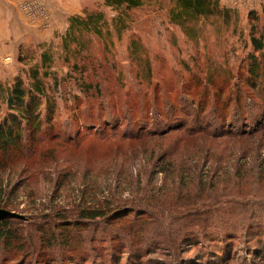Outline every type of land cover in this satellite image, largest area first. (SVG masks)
I'll list each match as a JSON object with an SVG mask.
<instances>
[{
  "label": "trees",
  "instance_id": "1",
  "mask_svg": "<svg viewBox=\"0 0 264 264\" xmlns=\"http://www.w3.org/2000/svg\"><path fill=\"white\" fill-rule=\"evenodd\" d=\"M160 1L163 0H103L104 8L115 12L111 19L101 10L87 12L83 16L73 15L69 18L67 32L55 36V40H59L57 46L53 41L37 46L36 50H21L17 59L19 69L21 68L20 73L8 79L6 77L10 75H3L0 78V162L5 163L7 159L14 158L29 161L37 156H44L42 146L47 136L52 142L72 143L79 141L78 135L86 130L107 137L111 134L109 132H114L121 126V117L118 115L105 117L99 111L93 119H90V123L80 121L82 119L80 115H85L83 110L79 109V105L83 104L81 95L86 97L93 91H96V94L101 93L99 83H94L87 75L89 67L85 59L91 50L92 38L105 43L112 41L114 36L121 39L131 27V11ZM166 1L171 4L170 24L181 28L192 41H199L200 32L210 19L227 29L234 26L236 33L240 31V39L245 37L246 30L243 28L239 30L242 21L238 11L221 7L220 0ZM263 19L264 14L261 17L257 11H250L248 14L249 31L243 46L246 51L243 61L245 67L243 84L250 86L254 92L248 93L243 100L239 95L234 98L231 110L233 117H229L226 121L213 118L215 112L212 108L208 109L209 103L206 98L205 100L200 98L196 105L192 100L171 104L164 95H159L157 99H163L161 104H157L154 108L151 106L152 109L137 110L136 129H133L132 134L129 133L131 138L127 137L133 141L146 139V144L151 143V154L155 158L149 173L146 171L142 175L150 177L151 180L158 175H164L168 181L177 177L180 181L179 187L170 188L172 183L178 185L176 180L173 182L171 180L168 189L162 186L153 187L145 192L142 198L132 200L131 203H124L126 201L118 199L113 205L111 200L105 199L98 205L81 208L79 214H74L73 218L60 216L58 221L62 224L43 226L39 229L38 232L43 236L38 237L37 244L33 243L30 234L28 236L23 228L16 226L19 223L14 219L0 218V264L25 263L34 255L37 257L33 261L37 264H57L59 261H62V264H144L148 250L145 253L142 250L151 237L145 234L151 231L147 227L134 233L132 236L134 240H131L132 243L127 246L128 249L120 256V260L117 261V257L112 253L113 255L109 254V256L101 254L97 257L101 261L93 262L92 257L87 258L89 250L81 234L63 232L62 226L81 231L79 229L82 223L88 222L89 226L97 229L104 223L109 224L110 220L111 223H117L121 217L155 215L154 213H158L161 209L170 214L172 210L178 208L181 210L179 216L183 215L182 210L187 215L178 217L177 221L181 224L177 225L182 229L196 224L197 219H192L203 208L210 207L213 212H219L226 217L229 214L227 212L237 216L240 211L247 217V226L239 229L245 233L241 236V244H244V248L237 249L234 243L238 239L234 231L236 220L230 217L229 220H223L225 217H218L214 220L213 230L200 244L203 248V256L196 264H264V220H262V228L259 224H254L264 217V214H257L256 211L249 209L256 202L264 206V192L253 187L264 182V108H262L264 107V23L261 25ZM137 45L132 42V50L133 46H136V52H140V46ZM190 94L192 95V92ZM59 99L74 103L73 109L69 111L70 118L63 121L62 128L58 120ZM225 109L226 107L221 111L225 113ZM152 110H157L159 119H155L154 116L150 118ZM71 120L74 129L66 131ZM92 121L99 123L96 129L92 128L94 125ZM220 123L224 124L220 126ZM80 124H83L82 127ZM223 138L246 139L247 142L245 147L232 150L229 156L231 163L226 171L216 162L208 163L212 149L205 143ZM157 147L162 150L157 152ZM199 155L206 156L203 163ZM137 157L138 154L135 152L130 156L131 162ZM52 162L59 164L60 160L54 157ZM44 166L45 163L40 162L38 169L43 172ZM23 169L25 170V167ZM222 171L225 174H220ZM122 174L124 172L120 169L115 183L117 189L125 190L126 186L124 184L122 187L121 182ZM138 175H141V171ZM245 178L251 179L252 185L249 188L253 190L242 184ZM187 179L189 186H183ZM2 180L0 176V210L14 211L8 200L12 197L7 194L10 186H4ZM225 181L233 183L226 184L219 194L218 191ZM196 182L201 184L199 191L194 190V184L197 186ZM209 183L212 185H208ZM236 184L243 187L236 189L238 188ZM18 189L19 187L14 186L11 194H16ZM170 191L178 193L177 201L175 195L171 196ZM94 198L97 201V197ZM222 198L232 200L226 202L233 206L228 208L230 211L226 212L224 208H220L218 203ZM235 207H238V210L234 209ZM126 210L129 212L125 215ZM142 210L145 212L138 213ZM187 217L191 218L189 222L184 223ZM175 221L176 219L172 222L176 223ZM164 225L163 221L158 224L159 237L162 239L158 240V243L172 249L179 241L181 244L195 241L185 235L174 240L173 234L166 232ZM141 226L144 227L142 224ZM135 228L136 226H130L131 232ZM38 244L40 249L37 252ZM195 245H197L196 249H199V242ZM52 248L62 250L58 251L60 253L58 255L44 257V254H49ZM64 249L73 250V253L69 251L63 257ZM21 252L23 254L19 257ZM54 256H58V260L55 261ZM52 261L54 262L51 263Z\"/></svg>",
  "mask_w": 264,
  "mask_h": 264
},
{
  "label": "rangeland",
  "instance_id": "2",
  "mask_svg": "<svg viewBox=\"0 0 264 264\" xmlns=\"http://www.w3.org/2000/svg\"><path fill=\"white\" fill-rule=\"evenodd\" d=\"M43 1L25 0L18 4L17 9L24 20L33 25L34 28L41 32H53L55 29L54 17L48 4ZM71 1L73 2V0ZM77 2L81 3V11L78 15L83 16L85 13L95 10L103 11L109 19L115 15V12L104 8L103 0H77ZM31 3L36 4L35 16H32L35 17L34 21L23 11L24 7ZM220 5L223 8L238 11L242 21L239 30L241 28L246 30L244 39H240V31L236 33L234 26L227 29L210 19L200 32L199 41H192L181 28L170 24L171 4L166 0L131 11V27L122 35L121 39L114 36L112 41L105 43L97 38H92L91 50L85 59L89 67L87 75L94 83H99L101 93L96 94V91H93L89 96L81 95L83 104L79 105V109L83 110L85 115H80L82 117L80 121L90 123V119H93L99 111L105 117L110 115L121 117V126L114 132H109L111 134H108L107 137L86 130L83 134L78 135L79 141L72 143L52 142L47 136L42 146L44 156H37L29 161L14 158L7 159L5 163L0 162V176L4 186H10L7 189V194L12 197L8 200L14 210L9 211V214L8 212L2 213L0 216L14 219L16 223H19L16 226L23 228L24 233H27L28 236L31 235L33 243L37 244L38 237L43 236L38 232L39 229L43 226L62 224L58 221L60 216L73 218L74 214H79L81 208L98 205L105 199L111 200L113 205L117 203L118 199L126 201L124 203H131L132 200L142 198L145 192L157 186L168 189L172 178L168 181L164 175H158L151 180L150 177L142 175L146 171L149 173L155 158L151 154V143L146 144V139L143 141L130 140L131 132L138 121L137 110L140 108L152 109L151 106L154 108L157 104H161L163 99H157L159 95H164L165 99L171 101V104L192 100L196 105L200 98L202 100L206 98L209 103L208 109L212 108L215 112L212 111L214 113L212 117L226 121L229 117H233L231 110L234 98L239 95L243 100L248 93L254 92L250 86L243 84V75L245 74L243 61L246 52L243 46L249 31L248 14L250 11H257L263 17L264 0L244 1L239 6L233 4L232 0L231 3L228 0H220ZM62 16L66 20L65 12L62 13ZM263 23L264 19L261 21V25ZM65 33L56 31L52 33V38L49 41L40 40L38 42L36 40L32 45L21 46L18 55L22 49L36 50L37 46L53 41L57 46L59 40H55V36ZM132 42L140 46V52H136V46H133L132 50ZM7 58L10 59L7 61ZM17 59L18 56L13 58L7 56L3 61H0V78L3 75H10V77H6L8 79L20 73L21 68L19 69ZM58 102L60 103L58 120L62 128L63 121L70 118L69 111L73 109L74 103L64 99H59ZM63 104L67 105L64 106ZM225 107V113H223L221 110ZM255 107L257 108L256 105ZM262 108L264 107L262 106ZM152 116L159 119L157 110H152L150 118ZM91 123L94 124L93 129L99 125L96 121ZM72 124L71 120L66 131H68L67 129H74ZM221 124L219 125L222 126L224 123ZM80 125L82 127L83 124ZM153 142L157 143V141ZM205 143L212 149L208 163L216 162L225 171L231 163L229 156L232 150L245 147L247 144L246 139L226 138L216 141L209 140ZM156 150L160 152L162 149L157 147ZM135 152L138 157L131 162L130 156L134 155ZM199 156L202 158L201 163H203L206 156ZM54 157H57L61 164L53 163ZM40 162L45 163L43 172L38 169ZM120 169L124 172L121 175V182L122 187L125 184V190L117 189L115 183ZM140 171L141 175L139 176ZM127 174L130 176H126ZM220 174H225V172L222 171ZM174 180L178 185L172 183L170 188L176 189L179 187L180 181L177 177L172 182ZM196 183L197 186L194 184V190L199 191L201 184ZM232 183L225 181L218 191L219 194L222 193L226 184L231 185ZM188 184L189 179L185 181L183 186ZM242 184L253 190V188H249L252 185L251 179L245 178ZM208 185L212 184L209 183ZM236 185L238 187L236 189L243 187L239 184ZM14 186L19 187V189L15 192L16 194H11V189ZM253 187L264 192V182ZM198 191L194 192L197 193ZM170 193L171 196L175 195L177 201L178 193L176 191H170ZM170 193L168 192V194ZM228 200L229 198H222L218 203L220 208H224L223 210L226 212L230 211L228 208L233 207L226 203L232 201ZM234 209L238 210V207ZM249 209L256 211L257 214H264V206L258 202L250 206ZM128 212L129 210H126L125 215ZM140 212H145V210L138 211V213ZM180 213L181 210L178 208L172 210L170 214L161 209L158 213H154L156 216L153 214L144 217L134 215L127 218L125 216L121 217L117 223H111L112 220H110L109 224L104 223L97 229L89 226L90 223L84 222L79 229L81 231L69 226L62 227H64L63 232L81 234L87 242V249L89 250L87 258L92 257L93 262L95 260L100 262L101 259L97 257L101 254L109 256L112 253L117 257V261L120 260V256L128 249L127 246L132 243L131 240H134L132 237L134 233L147 227L151 231L145 234H149L151 237L142 250L144 253L148 250V253L145 254L147 258L144 264H179V262L180 264H196L200 262L199 259L203 256V248L200 244L203 238L213 230L214 220L218 217H225L223 220H229V217L236 220L234 231L235 237L238 239L234 243L237 249L242 250L244 248V244H241V236L245 233L239 229L247 226V217L241 211L237 216L227 212L229 214L226 217L219 212H213L211 207L203 208L192 219H197L196 224L182 229L177 225L181 224L180 221H177L178 217L187 215L184 210H182V216H179ZM190 218L187 217L188 221L186 219L184 223L189 222ZM175 219L176 223L172 222ZM262 220L264 217L255 221L254 224H259L262 228ZM162 221L165 223L166 232L173 234L174 240H177L178 237L183 238L185 235L190 240L195 241L183 244L179 241L177 246L172 249L167 245L158 243V240L162 239L159 237L160 232L157 227ZM130 226H136V228L131 232ZM172 229L173 231H171ZM197 242H199V249H196L197 245L195 244ZM246 245L248 246V244ZM37 246L38 252L39 244ZM61 248H52L49 254H44V257L60 254L58 251H61ZM69 251L64 249L62 256L65 257ZM70 252L73 253V250ZM22 254V252L19 253V257ZM36 257L34 255L29 258L28 262H21L20 264H37L33 261ZM53 258L55 261L58 260V256ZM57 264H62V261Z\"/></svg>",
  "mask_w": 264,
  "mask_h": 264
},
{
  "label": "crops",
  "instance_id": "3",
  "mask_svg": "<svg viewBox=\"0 0 264 264\" xmlns=\"http://www.w3.org/2000/svg\"><path fill=\"white\" fill-rule=\"evenodd\" d=\"M23 1L0 0V61L7 56H18L21 46L32 45L36 40L49 41L53 32L65 33L69 27V17L81 11V3L77 0H44L52 11L55 29L49 33L41 32L20 15L17 7ZM63 12L67 15L66 20L63 19Z\"/></svg>",
  "mask_w": 264,
  "mask_h": 264
},
{
  "label": "built area",
  "instance_id": "4",
  "mask_svg": "<svg viewBox=\"0 0 264 264\" xmlns=\"http://www.w3.org/2000/svg\"><path fill=\"white\" fill-rule=\"evenodd\" d=\"M229 3H231V0H228ZM244 1H251V0H232V3L233 4H236L237 6H239L240 4H242ZM35 3H31L30 5H27L24 7L23 11L24 13L31 18V20L33 19V21L35 20V17H32V16H35ZM10 58H7V61L9 60Z\"/></svg>",
  "mask_w": 264,
  "mask_h": 264
},
{
  "label": "water",
  "instance_id": "5",
  "mask_svg": "<svg viewBox=\"0 0 264 264\" xmlns=\"http://www.w3.org/2000/svg\"><path fill=\"white\" fill-rule=\"evenodd\" d=\"M2 213H7V212H6V211H3V210H0V215H1ZM8 214H9V212H8ZM0 218H3V217L0 216Z\"/></svg>",
  "mask_w": 264,
  "mask_h": 264
}]
</instances>
